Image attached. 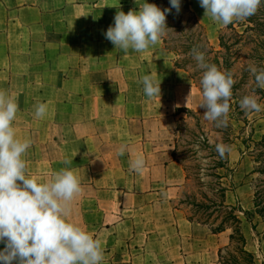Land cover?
Wrapping results in <instances>:
<instances>
[{"label": "crops", "instance_id": "0c3cea01", "mask_svg": "<svg viewBox=\"0 0 264 264\" xmlns=\"http://www.w3.org/2000/svg\"><path fill=\"white\" fill-rule=\"evenodd\" d=\"M144 2L0 0V90L19 105L17 136L32 141L23 157L28 172L38 181L62 168L78 172L82 192L70 217L102 241L101 264H136V257L115 253L123 245L173 249L200 260L199 249L206 242L219 248L226 232L212 233L175 204L187 174L173 157L162 159L154 140L159 127L184 110L203 109L201 91L175 66L162 38L144 52L127 53L105 39L117 11L138 10ZM191 2L202 23L214 22L199 0ZM144 75L161 82L160 95H145ZM39 103L48 105L43 119L34 115ZM121 145L127 146L123 155ZM137 153L146 159L142 173L130 169Z\"/></svg>", "mask_w": 264, "mask_h": 264}, {"label": "clouds", "instance_id": "9594fccd", "mask_svg": "<svg viewBox=\"0 0 264 264\" xmlns=\"http://www.w3.org/2000/svg\"><path fill=\"white\" fill-rule=\"evenodd\" d=\"M205 16L227 26L254 15L264 0H199ZM175 8L179 13L180 0H170V7L162 9L145 0L139 9L117 11L114 22L104 32L115 49L144 52L159 43L168 28L166 15ZM194 59L203 69L200 84L204 117L217 127L228 124L229 100L235 84L231 72H222L215 65L205 62L203 52L193 49ZM256 86L264 88V69L250 66ZM144 93L152 98L160 95L161 82L153 75L141 78ZM245 114L260 112L264 105L255 95L240 100ZM19 105L14 95L0 90V264H101L104 260L102 241L84 227L71 220V205L81 194L78 172L62 168L47 181H38L28 172L23 158L31 147L30 139L17 136L13 124ZM48 112L46 103L35 105V118L43 119ZM216 152L221 158L231 152L229 145L218 143ZM126 145L118 153L123 155ZM65 163H71L65 161ZM146 159L137 153L130 160V169L142 173Z\"/></svg>", "mask_w": 264, "mask_h": 264}, {"label": "rangeland", "instance_id": "374dc122", "mask_svg": "<svg viewBox=\"0 0 264 264\" xmlns=\"http://www.w3.org/2000/svg\"><path fill=\"white\" fill-rule=\"evenodd\" d=\"M180 2L179 13L173 8L166 15L168 28L162 39L166 38L171 47L177 44L173 40L177 39V42L181 43L185 39L186 33L189 32L187 27L190 25V20L187 22L189 14L185 8L186 0H180ZM155 4L162 9H167L170 7V0H156ZM202 24L206 26L209 41L218 47V36L226 26L215 21ZM163 44L165 46L164 41ZM169 52L173 55L174 63L176 59L181 61L184 58L182 54L177 56L176 52L171 50ZM246 89H250V86H247ZM246 92L255 95L253 91L247 90ZM199 96L202 100V91ZM255 96L258 97V102L264 105V98ZM205 111L204 107L203 109L190 110L178 119L165 123L164 126L159 127L161 133L154 140L161 144L162 159L173 157L179 161L188 177V181L180 190L181 196L175 201V204L181 206L189 216L192 215L209 224H218L224 216L223 209L217 207L222 199L221 188H228L226 192L228 203L239 205L240 208L253 212H255V192L258 190L261 196L264 191V182H261L263 176L254 171L257 166L255 155L251 149L246 148L242 141L243 139L249 140L250 133H253V139H260L264 134V110L251 112L246 125L243 121L239 122V119L235 118L236 116L231 120L228 119L226 127H217L214 121L205 119ZM218 143L231 147V152L224 158H221L216 152L215 145ZM220 164H224V166L221 167ZM194 202L212 206V208L206 210L204 207L197 211L196 205H193ZM211 211L213 212L209 216ZM240 214L244 219L243 213ZM70 218L76 223L77 218ZM254 223L257 225L255 229L249 221L243 220L242 229L247 239L246 248L255 253L256 264H264L263 216L255 214ZM230 233L231 230H226L218 237V243L221 244L219 248L209 249V245L215 246V244L206 242L203 249H199L201 253H204L200 254V260H197V255L192 256V259H186L184 253H179L178 250L154 249L145 246L143 248H128L123 245L115 250V253L126 260H133L132 257H136V264H223L220 261L231 258L230 255L239 256L237 243L233 244L229 240ZM225 240H228V244H223Z\"/></svg>", "mask_w": 264, "mask_h": 264}, {"label": "trees", "instance_id": "16d2710c", "mask_svg": "<svg viewBox=\"0 0 264 264\" xmlns=\"http://www.w3.org/2000/svg\"><path fill=\"white\" fill-rule=\"evenodd\" d=\"M155 2L156 0H154V4ZM191 4V0H186L185 8L189 14L187 22L190 20V25L187 27L189 32L186 33L185 39L181 43H178L177 39L173 40L177 44L171 47L168 45L166 38H163L165 48L176 52L177 56L181 54L184 56L181 61L179 59L175 60V66L185 69L189 73L193 69L190 75L200 91H202L200 80L203 69L198 66L197 61L194 59L193 49L204 53L206 63L215 65L222 72H231L236 82L232 88V97L229 100L228 119L231 120L236 116L235 118L239 119V122L243 121L246 125L249 122L248 117L251 113L246 115L241 110L240 100L244 96L250 95L246 92L247 90L253 91L261 99L264 98V88L256 86L255 77L249 71L250 66L264 69V2H262L254 15L243 21H234L227 25L225 30H222L218 36V47L209 41L206 26L201 23L197 14L191 9ZM191 65L193 66L192 68L189 67ZM247 86H250V89H246ZM184 111L189 112L190 110ZM252 137L253 133H250L249 140L243 139L242 141L246 148L251 149V152L255 155L257 166L254 171L263 176L261 182H264V134L261 135L260 139H253ZM220 166L223 167L224 164H220ZM227 191L228 188H221L222 199L217 207L223 209L224 216L218 224H209L206 221L194 218L192 215H188V218L191 221L208 226L212 233L218 234L231 230L229 240L233 244L237 243L239 256L230 255L231 258L220 261L221 263L256 264L255 253L246 248L247 239L243 232L242 224L243 220L246 219L255 229L257 227L254 223L255 214L263 216L264 219V191H262L261 196L258 190L255 192V212L244 210L239 205L228 203L226 200ZM193 205H196L197 211L204 207L206 210L212 208V206H204L195 202ZM212 212L209 216H211ZM241 212L244 215V219L240 214Z\"/></svg>", "mask_w": 264, "mask_h": 264}]
</instances>
